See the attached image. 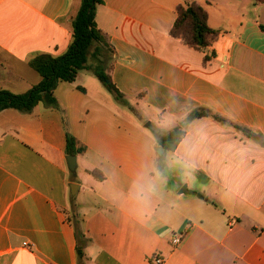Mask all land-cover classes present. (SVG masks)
<instances>
[{
	"label": "crops",
	"instance_id": "crops-1",
	"mask_svg": "<svg viewBox=\"0 0 264 264\" xmlns=\"http://www.w3.org/2000/svg\"><path fill=\"white\" fill-rule=\"evenodd\" d=\"M190 3L221 31L207 51L170 34ZM79 6L0 0V89L22 94L40 81L30 60L67 50ZM96 21L127 104L82 70L57 86L58 108L0 112V264H78L77 230L88 240L84 264H154L156 255L163 264H264V144L243 133L264 137V2L104 0ZM194 111L207 116L189 120ZM140 120L185 135L159 154ZM69 135L86 148L74 176Z\"/></svg>",
	"mask_w": 264,
	"mask_h": 264
},
{
	"label": "trees",
	"instance_id": "trees-1",
	"mask_svg": "<svg viewBox=\"0 0 264 264\" xmlns=\"http://www.w3.org/2000/svg\"><path fill=\"white\" fill-rule=\"evenodd\" d=\"M259 1L264 2V0ZM103 3L104 0H80L78 12L71 21L73 39L67 50L59 56L41 53L32 58L30 66L40 75V81L22 94L0 89V112L9 108L30 112L39 103L58 108L59 103L55 97L57 86L61 82H74L82 70L93 73L118 101L127 104L124 94L119 90L108 72L113 60L114 48L96 21L97 6ZM170 34L190 48L207 51L219 40L221 31L209 26L208 14L203 7L196 3H190L177 8V18ZM214 56V51L209 52L205 56L204 62L209 61ZM205 116H207L205 111H194L188 119L193 120ZM215 118L220 122H229L220 116H215ZM243 133L264 144L263 135L252 133L247 129H243ZM184 135L185 131L181 125L163 135L157 134L161 138V145L167 150H175ZM85 150L84 146L78 145L74 137L68 136L67 155L77 156ZM90 173L99 180L104 179L103 174L99 171ZM76 237L78 264H84L85 247L88 240L78 230Z\"/></svg>",
	"mask_w": 264,
	"mask_h": 264
},
{
	"label": "rangeland",
	"instance_id": "rangeland-1",
	"mask_svg": "<svg viewBox=\"0 0 264 264\" xmlns=\"http://www.w3.org/2000/svg\"><path fill=\"white\" fill-rule=\"evenodd\" d=\"M85 75H89L90 77H95L92 73L87 72V71L85 72ZM95 79H97V78L95 77ZM99 83H100V82H99ZM106 91H107V90H106ZM107 93L111 96V98H112L114 101L117 100V99H116L111 93H109L108 91H107ZM139 110H141V108H139ZM143 117H145V115H144ZM137 119H138V118H137ZM138 120H139V119H138ZM142 120H146V119H142ZM142 120H140L141 125H143L144 128L149 129V131L155 135V138L157 139V142L161 145V138H159V137L157 136L158 133L155 132L158 123L155 122L153 125L149 126L150 121H142ZM169 128H171V127H169ZM161 147H162V146H158V148H161ZM163 148H164V147H163ZM77 173H79V171L72 172V175L74 176V175H76Z\"/></svg>",
	"mask_w": 264,
	"mask_h": 264
},
{
	"label": "water",
	"instance_id": "water-1",
	"mask_svg": "<svg viewBox=\"0 0 264 264\" xmlns=\"http://www.w3.org/2000/svg\"><path fill=\"white\" fill-rule=\"evenodd\" d=\"M165 148L161 147V148H157V152L159 154H162L164 152ZM67 161H68V166H69V169L72 171V172H75L76 169H77V156L76 155H70L67 157ZM78 185L77 184H72L71 185V195L74 197L77 193V188Z\"/></svg>",
	"mask_w": 264,
	"mask_h": 264
},
{
	"label": "built area",
	"instance_id": "built-area-1",
	"mask_svg": "<svg viewBox=\"0 0 264 264\" xmlns=\"http://www.w3.org/2000/svg\"><path fill=\"white\" fill-rule=\"evenodd\" d=\"M181 243H182V236L177 234L174 235V237L172 238V244L175 246H179ZM151 260L153 261L154 264H163L165 261V259L160 255L153 256Z\"/></svg>",
	"mask_w": 264,
	"mask_h": 264
}]
</instances>
